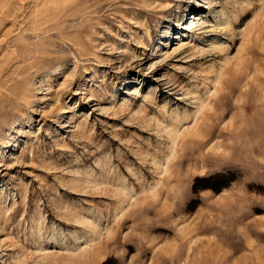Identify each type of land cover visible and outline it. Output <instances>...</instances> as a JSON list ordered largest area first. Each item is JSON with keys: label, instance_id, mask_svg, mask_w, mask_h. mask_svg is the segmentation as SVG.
<instances>
[{"label": "rangeland", "instance_id": "rangeland-1", "mask_svg": "<svg viewBox=\"0 0 264 264\" xmlns=\"http://www.w3.org/2000/svg\"><path fill=\"white\" fill-rule=\"evenodd\" d=\"M0 264H264V0H0Z\"/></svg>", "mask_w": 264, "mask_h": 264}, {"label": "bare ground", "instance_id": "bare-ground-1", "mask_svg": "<svg viewBox=\"0 0 264 264\" xmlns=\"http://www.w3.org/2000/svg\"><path fill=\"white\" fill-rule=\"evenodd\" d=\"M201 145H203V144H201ZM191 155V154H190ZM189 159H192V158H189Z\"/></svg>", "mask_w": 264, "mask_h": 264}]
</instances>
